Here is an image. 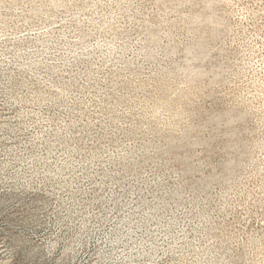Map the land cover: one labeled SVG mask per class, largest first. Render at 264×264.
I'll use <instances>...</instances> for the list:
<instances>
[{"label": "rangeland", "instance_id": "obj_1", "mask_svg": "<svg viewBox=\"0 0 264 264\" xmlns=\"http://www.w3.org/2000/svg\"><path fill=\"white\" fill-rule=\"evenodd\" d=\"M0 264H264V0H0Z\"/></svg>", "mask_w": 264, "mask_h": 264}]
</instances>
